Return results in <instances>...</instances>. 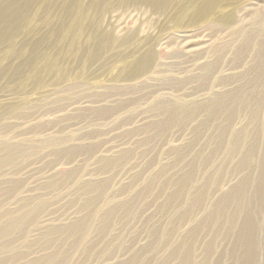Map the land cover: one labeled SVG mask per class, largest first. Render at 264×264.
Segmentation results:
<instances>
[{
	"label": "rangeland",
	"instance_id": "1",
	"mask_svg": "<svg viewBox=\"0 0 264 264\" xmlns=\"http://www.w3.org/2000/svg\"><path fill=\"white\" fill-rule=\"evenodd\" d=\"M66 1L0 20V264H264V0Z\"/></svg>",
	"mask_w": 264,
	"mask_h": 264
},
{
	"label": "bare ground",
	"instance_id": "2",
	"mask_svg": "<svg viewBox=\"0 0 264 264\" xmlns=\"http://www.w3.org/2000/svg\"><path fill=\"white\" fill-rule=\"evenodd\" d=\"M12 2H16V3H20L23 4L25 6V8L23 9H19L17 6L14 7H9V6H4L0 9V20H4L6 22H8L6 24L9 25L11 23H15V19L16 16H20L22 15L24 12H26L30 6L34 3H37L38 0H10ZM104 0H100L98 2H103ZM120 5H131V6H136V7H145L146 9H152L154 12H160L162 10H164L168 4L170 3V1L172 0H118ZM74 3L72 4L73 7V13H67V19L69 20V23L65 24V26L62 27V38L66 39V37L68 36V34L74 30V28H77L79 26L78 24V15L81 12V6L78 3V0H74ZM71 3V0H68L65 2L66 7H69ZM102 4V3H101ZM219 5V0H202L201 4H199L198 6H195L192 11H191V15H190V19L189 21H196V22H204L206 21V19H208L209 14H213V12L215 11V9L217 8V6ZM7 11V12H5ZM152 11V12H153ZM184 11V10H183ZM3 12L5 13H10L7 14L4 17V14H2ZM221 18H220V22L222 24V28L224 29H231L232 25V17L230 16V14L225 15V14H221ZM264 15V14H263ZM181 16V15H180ZM185 16H187V14H183L182 17L185 18ZM183 20V19H182ZM211 21H216V18H214V20ZM189 24V23H188ZM6 26L4 27H0V38L2 39H7L8 38V33L5 34L8 30V28H6ZM15 26V25H14ZM3 34V35H2ZM112 44H114V39L112 37L109 36V34L104 35L100 41V46L101 48L103 47H110ZM253 46V45H252ZM99 50L95 51L94 57H97V55L99 54ZM93 57V58H94ZM92 58V59H93ZM147 55L143 57L142 61L139 63V68H137V71H144V67L147 66ZM131 62V61H130ZM4 150H13V148L11 147H5V148H1L0 151ZM15 149V148H14Z\"/></svg>",
	"mask_w": 264,
	"mask_h": 264
}]
</instances>
